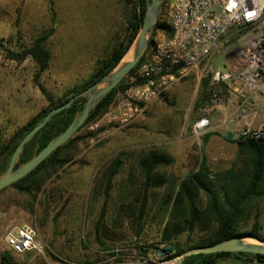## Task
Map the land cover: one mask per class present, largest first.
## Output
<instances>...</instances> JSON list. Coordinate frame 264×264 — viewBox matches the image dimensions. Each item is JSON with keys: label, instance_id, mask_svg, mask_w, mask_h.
<instances>
[{"label": "rangeland", "instance_id": "1", "mask_svg": "<svg viewBox=\"0 0 264 264\" xmlns=\"http://www.w3.org/2000/svg\"><path fill=\"white\" fill-rule=\"evenodd\" d=\"M125 27L121 0H0V38L7 46L18 49L41 32L53 29L46 41L51 55L49 67L39 76V82L54 97L87 80L96 61L109 53L113 43L123 36ZM162 39L159 31L154 40ZM232 39L226 37L207 59L167 80L157 98L134 122L106 133L99 141L92 133L81 142L72 159L42 185L33 206L26 195L11 187L4 189L0 193V252L10 251L19 264H176V256L165 259L156 248L161 247L164 231L180 222L171 216L172 203H165V197H173L178 182L198 168L202 153L217 178L223 176L236 158V144L225 135L232 133L229 132L232 122L236 123L232 129L234 138L243 127L237 95L222 90L211 103L194 106L202 78L210 73L212 83L217 73L221 78L230 67L235 43ZM36 71L37 66L30 58L16 62L5 58L0 49V142L6 141L46 105L33 80ZM125 96V89L118 92L101 117L114 113L117 102ZM201 116L209 118V128L219 125L206 144L205 133L195 137L191 131L192 124ZM151 153L172 156L173 162L160 170L165 184L149 191L147 223L136 237L131 209L140 204L141 180L134 174L135 164ZM118 156L123 162L105 199L101 176ZM204 201L205 197L200 195L198 206L203 207ZM103 208L100 235L105 245L95 237L96 219ZM254 220L258 221L259 235L264 238V200L237 231L251 235L247 232ZM21 223L36 230L40 249L18 254L6 245L7 231ZM209 232L195 229L190 243H200L208 238ZM186 237L181 232L175 240L184 243ZM138 246L147 250L145 257ZM218 264H240V261Z\"/></svg>", "mask_w": 264, "mask_h": 264}, {"label": "trees", "instance_id": "2", "mask_svg": "<svg viewBox=\"0 0 264 264\" xmlns=\"http://www.w3.org/2000/svg\"><path fill=\"white\" fill-rule=\"evenodd\" d=\"M168 0H161L160 12L151 34V43L146 51L138 60L133 68L113 87L111 88L90 111L85 121L76 130L74 135L64 144L53 150L42 162H40L28 174L19 180L11 183L4 189L11 187L17 192L27 196L28 203L33 206L37 194L42 185L55 175L72 157L78 152L81 142L91 137L93 134L83 132L86 127L96 121L104 114L115 100L118 92L124 91L127 87L125 84L127 76L132 73L138 66L147 60L152 45L155 43L154 36L160 31L164 39L169 38L172 34L171 29L166 24L162 9ZM123 4L126 27L121 38L117 39L109 53L96 61L93 72L87 80L80 85L71 88L65 94L54 97L39 82V76L49 67L50 52L46 47V41L52 34L50 28L41 32L26 45L13 49L7 46L4 39L0 38V49L3 56L16 62H22L30 58L37 66L36 74L33 76L34 82L46 99V105L42 107L35 115L30 117L23 125L18 127L15 132L3 142H0V174L7 168L10 157L21 141V139L34 128L43 117L54 107L66 102L70 97L87 88L89 85L100 79L107 72L112 70L121 58L124 56L135 36L137 35L146 11V0H121ZM178 67L173 68L170 72L179 75ZM212 80V75L201 80V89L199 96L194 104L195 107L211 103L220 91H228L222 80ZM222 93V92H221ZM86 97H79L74 100L68 107L55 113L37 132H35L22 146L15 167L25 163L32 156L37 154L49 141L64 131L70 124L75 115L84 106ZM213 133L204 134V143ZM225 138L227 139L226 135ZM236 144V158L221 178L213 176L210 167L202 153L199 157L198 168L188 173L182 178L172 195L165 197V203H172L171 216L179 219V225L164 231L161 247H156L165 259L173 258L180 253L198 246L210 245L215 242L241 235L244 232L237 231V228L255 210L264 200V145L261 139L257 138H234L227 139ZM123 162L121 157L112 160L109 168L102 173L101 184L104 198L109 196L112 188L114 176L119 171ZM173 157L160 153H151L147 157L139 159L135 164L136 176L141 180L140 204L132 211L133 216V235L138 237L144 230L147 223V201L149 191L152 188H159L165 184V179L160 173L161 168L170 165ZM0 190V193L4 190ZM205 197L203 207L198 206V197ZM164 209V207H162ZM105 215L103 208L95 223L96 240L105 245L101 239V227ZM257 215H255V219ZM259 223L254 220L251 230L247 233L261 237L259 235ZM195 229L201 231H210L208 238L200 243L192 244L191 235ZM185 232L187 237L184 243L175 240L176 236ZM163 246L172 247V251L163 249ZM145 257L147 250L142 246L137 247ZM2 264H19L14 260L11 252L5 250L0 252ZM228 258H234L240 261V264L264 263V254L253 252H214V253H197L184 256L179 264H218ZM29 264V263H23Z\"/></svg>", "mask_w": 264, "mask_h": 264}, {"label": "built area", "instance_id": "3", "mask_svg": "<svg viewBox=\"0 0 264 264\" xmlns=\"http://www.w3.org/2000/svg\"><path fill=\"white\" fill-rule=\"evenodd\" d=\"M162 13L171 36L155 42L147 60L127 76L126 96L117 102L114 113L105 114L85 130L95 133L99 141L106 133L131 124L173 78V68L182 74L195 67L232 36L231 65L215 79L238 97L243 127L235 138H257L264 145V0H168ZM259 110L263 117L254 124ZM209 127V118L201 116L191 131L200 137ZM5 243L18 254L41 248L36 230L28 223L8 230Z\"/></svg>", "mask_w": 264, "mask_h": 264}, {"label": "water", "instance_id": "4", "mask_svg": "<svg viewBox=\"0 0 264 264\" xmlns=\"http://www.w3.org/2000/svg\"><path fill=\"white\" fill-rule=\"evenodd\" d=\"M146 11L142 19L141 27L129 46L128 50L118 62V64L100 79L89 85L84 90L70 97L66 102L52 108L43 119L32 128L19 142L13 151L7 168L0 174V190L9 186L11 183L19 180L31 170H33L40 162H42L53 150L69 140L76 130L82 125L90 111L99 102V100L113 88L130 70L135 66L138 60L146 51L149 43H151V34L159 13L161 0H146ZM79 97H86L84 106L75 115L70 124L62 133L49 141L37 154L32 156L25 163L15 167L18 154L24 143L37 132L55 113L68 107L74 100ZM227 139L232 138V133H227ZM172 251V247L163 246V249ZM214 252H253L264 254V238L254 235H236L210 245L198 246L188 249L176 256V264H179L184 256L197 253H214ZM158 254L161 251L157 252ZM0 264L2 260L0 258Z\"/></svg>", "mask_w": 264, "mask_h": 264}, {"label": "crops", "instance_id": "5", "mask_svg": "<svg viewBox=\"0 0 264 264\" xmlns=\"http://www.w3.org/2000/svg\"><path fill=\"white\" fill-rule=\"evenodd\" d=\"M262 117H263V112H262V110H259V111L257 112V115H256L255 118H254V124L259 123V122L261 121ZM242 122H243V121H242ZM231 124H232V125H231V129L229 130V132H232V133H233L232 135L234 136V132L232 131V129L235 128L236 123L232 122ZM217 126H219V125H216L215 127H217ZM215 127L213 126V127L209 128L208 131H207L206 133L212 132V131L214 130ZM210 136H211V135H210ZM210 136H209V137H210ZM209 137H208V139H209ZM208 139H207V141H208ZM203 140H204V139H203ZM215 140H217V139H214V141H215ZM207 141L205 142V144L207 143ZM231 260H234V258H228V259H226V260H224V261L226 262V261H231ZM236 260H237V259H236ZM224 261H221V263H223ZM252 264H264V263L257 262V263H252Z\"/></svg>", "mask_w": 264, "mask_h": 264}]
</instances>
